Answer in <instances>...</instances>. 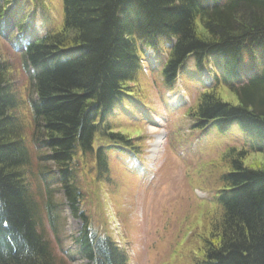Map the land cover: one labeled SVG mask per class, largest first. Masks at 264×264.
Instances as JSON below:
<instances>
[{
	"label": "trees",
	"instance_id": "16d2710c",
	"mask_svg": "<svg viewBox=\"0 0 264 264\" xmlns=\"http://www.w3.org/2000/svg\"><path fill=\"white\" fill-rule=\"evenodd\" d=\"M204 1L63 0L62 30L36 35L22 51L32 88L28 127L41 164L52 165L39 171L37 180L45 190V175L58 173L63 200L82 222L70 252L62 245L54 198L40 201L31 187L27 168L31 170L33 157L22 138L26 125L15 114L22 101L9 81V66L0 62V264H70L78 259L129 264L127 253L95 230L81 211L83 196L73 164L78 155L92 157L96 180L107 182L112 151L132 161L142 154L134 139L115 131L113 119L146 105L135 91L121 88L138 81L136 47H155L159 37L174 44L161 72L168 89L177 84L176 68L186 58L194 66L206 50L226 58L227 69L212 73L213 84L198 91L185 117L191 130L203 133L217 129L227 134L236 125L249 152L230 147L211 164L229 169L219 177L214 196L220 213L213 223L214 241L198 264H264V163L246 164L250 154H264V0H223L222 6L212 7L201 5ZM13 2L16 14L0 9V40H11L5 29L18 20L28 23V12L42 7L41 0L26 7L21 0ZM51 21L49 16L46 24ZM244 69L250 77L239 87L235 80ZM221 91L235 102L225 101ZM43 209L54 243L40 229Z\"/></svg>",
	"mask_w": 264,
	"mask_h": 264
},
{
	"label": "rangeland",
	"instance_id": "374dc122",
	"mask_svg": "<svg viewBox=\"0 0 264 264\" xmlns=\"http://www.w3.org/2000/svg\"><path fill=\"white\" fill-rule=\"evenodd\" d=\"M46 8L52 21L45 23V28L53 33L60 32L63 28L62 0H46ZM13 35H17L16 30ZM31 39L33 36L28 33L15 47H21L23 40ZM148 57L155 65L151 52ZM0 62L9 66V81L22 101L15 114L26 125L22 138L33 157L31 170L27 168L31 187L40 199L54 198L52 202L57 204L60 215L62 245L70 252L81 222L71 215L63 200L58 173L45 175L49 179V187L45 190L41 180H37L39 171H49L52 165L41 164L32 142L28 100L32 98L30 78L22 68L20 54L3 41H0ZM181 85L173 95L167 94L169 108L162 104V97L158 95L160 78L157 74L148 72L140 84L132 86L136 95L146 100L144 110L149 115L135 122L133 115L140 117L138 111L133 115L119 114L113 123L116 132L134 139L133 145H140L142 154L138 153L133 162L130 156H111L107 182L96 180L92 157L78 155L75 160L76 180L83 196L81 209L89 214L95 230L111 236L127 253L129 264H198L204 249L214 241L213 223L220 217L214 196L219 177L229 168L224 163L212 167L211 164L222 156L227 145L233 143L235 135L219 136L212 132L208 136L190 130L185 109L194 104L198 91L191 85ZM219 96L235 102L234 96L227 91H221ZM157 138L164 139L163 146H154ZM246 160V164L253 167H261L263 163L257 156ZM46 212L45 209L41 212V224L44 233L52 236ZM70 264L89 263L78 259Z\"/></svg>",
	"mask_w": 264,
	"mask_h": 264
},
{
	"label": "bare ground",
	"instance_id": "6f19581e",
	"mask_svg": "<svg viewBox=\"0 0 264 264\" xmlns=\"http://www.w3.org/2000/svg\"><path fill=\"white\" fill-rule=\"evenodd\" d=\"M7 1L9 3L4 2V0H0V9L4 10L6 13H11V14L15 13L16 14V12H13L14 11V8L12 6V3H14L13 0H7ZM32 1L33 0H21V4H22V6L26 7L29 3H32ZM40 4L42 5V7L40 9H38V11L32 12V10H30L28 12V16H29L28 17V20H29L28 23H25V22L21 23V20H18L17 24L14 23L5 29L7 32L6 35L10 36L14 30L23 31V32L31 33V34H34V33L35 34L50 33L49 29L45 28V23H46L45 20H47V18L50 16V12L46 8V0H41ZM215 4H219L218 6H222L224 4V2H223V0H219V2H215V0H205L204 2H202L201 5H205L204 7H212ZM62 6H63V0H62ZM218 8H220V7H218ZM42 12H44V14H42ZM63 15H64V12H63ZM43 21H44V23H43ZM0 22H2V21L0 20ZM158 41L161 43L155 47H150L147 45H138L136 47L135 60H136V62L139 63L140 68H141L139 71L138 79H137L138 81L136 83H131L129 86L125 85L124 87L121 88L122 89L121 92H123V91H134L132 86L140 84L141 78L144 75L146 76V74L148 72H150L152 75L157 74L160 78V89H159L158 95H160L162 97V104L166 108H169V105L167 103V102H169V99L167 98V94H169L171 96L174 93H176L177 92L176 89L178 87H182L181 83L191 85L192 87H194V89H196V92H197L200 89H202L203 86L209 87L211 84H213L215 76L212 73L215 70L216 71H223L224 69H227V67L225 65L226 58L219 51H216V50H208L207 51L206 50L201 56L198 57L201 59L200 65L195 64V66H194L192 62L185 63L186 60L188 59V58H186L184 60V62H182L181 65L177 66L175 73L178 72L177 73L178 77L176 78V79H178V82L173 89H168L166 84H165L164 78L162 77L161 72H162L164 64H166L169 60L170 48L174 47V44L167 41L166 39H163L162 37H159ZM148 52L152 53L154 60L156 61L155 65L151 64L149 57H148ZM184 63H185V65H184ZM227 63H228V61H227ZM144 66L146 67V69ZM233 70H234V67L230 72V76L233 75L232 74ZM155 72H157V73H155ZM238 75H239V77L236 78L235 83L237 86L240 87L239 84H241V85L246 84V82H247L246 79H248L250 77V74L247 72L246 69H244L240 73H238ZM251 77H252V79H255L256 75H252ZM256 80H257V78H256ZM116 100L121 101L122 97L119 96L118 98H116ZM142 101L146 102V100L143 97H142ZM115 105H120V104H115ZM190 107H191V105L188 108H190ZM188 108H186L185 111L188 110ZM137 109H131L130 114L133 115L135 112L138 111V115H140L141 118L139 116L135 117V115H133L134 116L133 121L139 122V121L145 119L146 116L149 115L144 110L145 106L144 107H138ZM232 125H230L231 131L226 132L227 134H224V133L222 134L217 129H212L207 133H203L201 131L200 132L202 134L208 135V136L212 132H216L219 136H227L228 134L233 133L235 135L233 143L231 145H227L226 148H224L223 152L226 151L230 147H234V148L238 149L239 151L246 152V154L248 155L249 152L246 151V146H245V144H243V141L245 139L244 135H242L240 133L239 128L236 125H234V124H232ZM159 145L160 146L164 145V139H160V138L156 139L154 146L159 147ZM113 155L117 156V157L123 156L122 154H115L112 151L111 156H113ZM249 156L260 157L262 162L264 163L263 152L262 153H252ZM76 161H77V158H76ZM76 165L77 164L74 162L73 166L76 167ZM136 170L140 171L141 173L143 172L141 169H139L137 167H136ZM48 184L49 183H46L44 185V187H47ZM40 201H42V199ZM41 205L43 206L44 204L42 203ZM81 211L89 216V214L87 212H85L83 209H81ZM41 212H42V210H41ZM42 225L43 224H41L40 229H42ZM81 227H82V222H81ZM80 230H81V228H80ZM78 233H77V235H78ZM45 236L49 242H51V243L54 242V236L53 235L50 236V235L45 234ZM115 244L117 245L116 242H115ZM117 247L119 249H121L118 245H117Z\"/></svg>",
	"mask_w": 264,
	"mask_h": 264
}]
</instances>
